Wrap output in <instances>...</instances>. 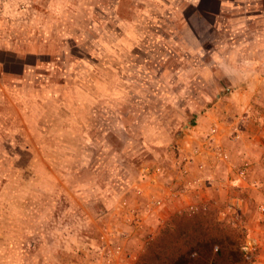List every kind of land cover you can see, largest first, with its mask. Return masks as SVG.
Returning <instances> with one entry per match:
<instances>
[{
	"label": "rangeland",
	"instance_id": "374dc122",
	"mask_svg": "<svg viewBox=\"0 0 264 264\" xmlns=\"http://www.w3.org/2000/svg\"><path fill=\"white\" fill-rule=\"evenodd\" d=\"M207 18L190 0H0V264H138L198 217L241 249L250 231L243 264H264V80L246 74L264 43ZM233 197L248 209L230 217Z\"/></svg>",
	"mask_w": 264,
	"mask_h": 264
},
{
	"label": "trees",
	"instance_id": "16d2710c",
	"mask_svg": "<svg viewBox=\"0 0 264 264\" xmlns=\"http://www.w3.org/2000/svg\"><path fill=\"white\" fill-rule=\"evenodd\" d=\"M177 227L180 238H163L148 246L138 264H243L240 241L213 218L180 220Z\"/></svg>",
	"mask_w": 264,
	"mask_h": 264
},
{
	"label": "crops",
	"instance_id": "0c3cea01",
	"mask_svg": "<svg viewBox=\"0 0 264 264\" xmlns=\"http://www.w3.org/2000/svg\"><path fill=\"white\" fill-rule=\"evenodd\" d=\"M191 4L198 8V10L213 20L210 23L218 24L223 19L225 25L226 37L229 41L237 39L247 30L254 28L252 34L253 39L258 44L264 43V33L262 30H256L258 27L264 28V0H190ZM207 3H212L214 6L212 9L205 8ZM235 25H239V29H245L239 31ZM235 27V28H234ZM253 27V28H252ZM261 28V29H262ZM236 46V45H234ZM234 47L232 46L231 50ZM257 51L260 50L259 48ZM260 57L264 60V52ZM246 74L251 76L254 74V78L257 80H264V65L257 67L246 68ZM259 83H250L246 87H258Z\"/></svg>",
	"mask_w": 264,
	"mask_h": 264
},
{
	"label": "built area",
	"instance_id": "2783aa9c",
	"mask_svg": "<svg viewBox=\"0 0 264 264\" xmlns=\"http://www.w3.org/2000/svg\"><path fill=\"white\" fill-rule=\"evenodd\" d=\"M248 170L249 169L247 167L240 169V179L245 183L248 182ZM247 209L248 205L246 200L241 197H233L228 199L225 214L229 215L230 217H234L245 213ZM257 211L260 216L264 217V200L259 203ZM260 246V239L254 236L250 231H248L242 245V250L244 251L246 256H253L257 252V250H259Z\"/></svg>",
	"mask_w": 264,
	"mask_h": 264
}]
</instances>
